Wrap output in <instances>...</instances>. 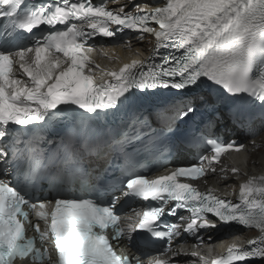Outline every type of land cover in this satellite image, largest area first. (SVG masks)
I'll list each match as a JSON object with an SVG mask.
<instances>
[{"label":"snow or ice","instance_id":"obj_1","mask_svg":"<svg viewBox=\"0 0 264 264\" xmlns=\"http://www.w3.org/2000/svg\"><path fill=\"white\" fill-rule=\"evenodd\" d=\"M116 2L114 11L106 0H40L30 7L25 0H0V264H15L29 254L37 261L47 258L48 264H132L112 241L131 240L133 233L146 231L170 242L185 220L177 216L180 209L192 214L187 233L215 228L217 221L261 230L258 239L233 243L211 264L264 260V186L254 187L249 180L240 187L239 202H232L178 179L206 174L194 164L154 178L136 171L140 160L170 154L189 132L209 146L213 161L244 147L212 138L206 130L198 134L201 124L246 123L249 101L264 108V0H166L152 9L135 0L130 5ZM43 26L47 32L34 37V30ZM121 28L153 35L158 46L167 43L179 56L154 63L147 72L133 61L97 83L88 74L94 70L89 41L97 32L113 37ZM20 70L27 80L18 78ZM160 89L175 91L145 110L141 97ZM125 105L127 118L114 129L76 123L78 111L98 120ZM58 114L69 121L64 131H36L55 123ZM102 156L116 160L119 176L100 177ZM13 177L27 179L20 186ZM29 183L33 190L47 185L53 198L31 199L25 190ZM117 190L126 198L158 203L137 211V219L122 226ZM26 206L43 219V230L39 224L31 226L42 242L53 245L55 255H49L47 246L43 251L35 247L36 237L26 236ZM165 215L177 219L159 231ZM167 251L170 244L160 250ZM178 255L157 258L155 264H173Z\"/></svg>","mask_w":264,"mask_h":264},{"label":"bare ground","instance_id":"obj_2","mask_svg":"<svg viewBox=\"0 0 264 264\" xmlns=\"http://www.w3.org/2000/svg\"><path fill=\"white\" fill-rule=\"evenodd\" d=\"M121 2L125 3V4H130V0H121ZM146 42V41H145ZM132 52H138L140 53V51L138 50L140 47V50H145V43H132ZM118 60H124L130 56H132L131 53H128V51H126L125 49H118V53L115 55ZM27 80V78H26ZM256 143H258L259 145H261V149L259 150L260 153L258 155L256 154L255 150H251L252 148H254V144H252L249 149H248V160H247V166H245L242 162H243V158L241 156L239 157H234L232 159H228L226 162L228 164L231 165H235L236 167H239L241 169V172L243 173V176L247 177H253L255 180H261L264 179V134L260 135L257 139H256ZM221 179V183L223 184V188H225L227 185L229 184H234L235 182V173L229 172V171H224L220 174ZM249 180H251V178H249ZM248 180V181H249ZM209 183H212V180L209 181ZM230 189H228V191H230ZM243 239L248 237V233H242L241 234ZM235 241H240L241 239H234ZM228 242H226L227 244ZM223 251V249H222ZM185 261V260H184Z\"/></svg>","mask_w":264,"mask_h":264},{"label":"rangeland","instance_id":"obj_3","mask_svg":"<svg viewBox=\"0 0 264 264\" xmlns=\"http://www.w3.org/2000/svg\"><path fill=\"white\" fill-rule=\"evenodd\" d=\"M143 42L145 43V47H146V46H148V48L151 47V43L148 42V40H146V42H145V41H143ZM143 42H141V43H143ZM146 44H148V45H146ZM260 149H261V148H259L258 151H259ZM259 153H260V151H259ZM259 153H258V154H259ZM258 154L256 153L255 155H258Z\"/></svg>","mask_w":264,"mask_h":264}]
</instances>
